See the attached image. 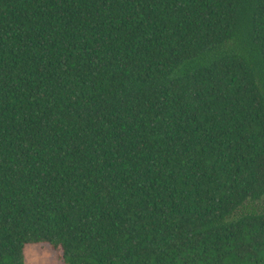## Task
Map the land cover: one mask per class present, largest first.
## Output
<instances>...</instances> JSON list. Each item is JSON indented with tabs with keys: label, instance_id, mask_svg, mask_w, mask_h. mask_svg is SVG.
I'll use <instances>...</instances> for the list:
<instances>
[{
	"label": "trees",
	"instance_id": "1",
	"mask_svg": "<svg viewBox=\"0 0 264 264\" xmlns=\"http://www.w3.org/2000/svg\"><path fill=\"white\" fill-rule=\"evenodd\" d=\"M32 247L264 264V0H0V264Z\"/></svg>",
	"mask_w": 264,
	"mask_h": 264
},
{
	"label": "clouds",
	"instance_id": "2",
	"mask_svg": "<svg viewBox=\"0 0 264 264\" xmlns=\"http://www.w3.org/2000/svg\"><path fill=\"white\" fill-rule=\"evenodd\" d=\"M25 242H27L29 245L41 244V243L47 242L53 248H59L61 245L65 243L64 240H62L58 236H55L52 233H48L46 236H41L39 234H36V235L30 234L20 241L21 248L23 247V244ZM64 261H65V264H80L78 260L71 259V254L65 256ZM17 264H23V261L18 259Z\"/></svg>",
	"mask_w": 264,
	"mask_h": 264
},
{
	"label": "rangeland",
	"instance_id": "3",
	"mask_svg": "<svg viewBox=\"0 0 264 264\" xmlns=\"http://www.w3.org/2000/svg\"><path fill=\"white\" fill-rule=\"evenodd\" d=\"M26 251H28L25 255L26 264H47V260L49 259V253H47L46 251L40 250L39 247H32ZM53 263L55 264V262Z\"/></svg>",
	"mask_w": 264,
	"mask_h": 264
}]
</instances>
